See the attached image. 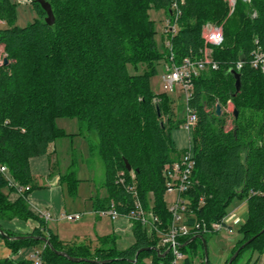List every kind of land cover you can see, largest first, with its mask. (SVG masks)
<instances>
[{"label":"trees","instance_id":"trees-1","mask_svg":"<svg viewBox=\"0 0 264 264\" xmlns=\"http://www.w3.org/2000/svg\"><path fill=\"white\" fill-rule=\"evenodd\" d=\"M52 9L54 24L44 23L46 16L34 3L38 18L30 25H15V6L0 0V45L8 64L0 66V165L7 168L10 181L29 186L18 195L0 175V231L10 238L0 239L12 254L24 247H40L44 264H167L164 249L154 233L140 224H131L133 244L119 249L112 236L99 239V246L67 244L47 227L46 221L30 211L27 196L39 189L29 169V160L47 155L57 140L72 137L56 125L59 118H75L79 136L89 142L90 155L104 169L105 196L92 198L94 211L113 206L126 213L131 204L128 186H134L143 206L158 216L163 230L171 216L167 211L163 168L178 160L189 144L195 166L190 176L187 224L188 237L180 239L182 253L197 254L196 241H202L212 223H223L226 209L234 200L247 206L240 238L230 257L245 244L231 264H255L264 253V76L251 66L252 52L264 50V0L235 2L229 16L224 0H45ZM179 15L176 31L164 30V51L157 48L151 10H163L167 21ZM254 13V15H253ZM223 26V43L212 47L217 70H207L192 79L187 102L196 123L187 133V145L179 148L171 131L184 119L177 118L174 101L166 93L150 89L149 78L156 74L159 61L180 64L185 58L199 59L204 48L205 24ZM169 42V46L166 45ZM242 62L236 71L237 63ZM143 66L142 74L130 75ZM234 70L240 75V90L235 96ZM231 103V128L225 112ZM183 110L185 108L184 103ZM219 105L221 114L215 113ZM158 109V112H157ZM95 137L96 142L93 141ZM127 161L131 171H127ZM73 158L59 184L70 197L77 195ZM133 172L134 180L130 178ZM120 177L124 183L120 184ZM15 193L14 201L9 199ZM33 221L36 228L28 234L4 229L2 222ZM37 237L46 238L52 248ZM194 239V240H192ZM192 240V241H191ZM150 248L149 251L144 249ZM55 251L85 261L74 263ZM246 255L245 261L242 262ZM204 259L203 254L199 255ZM12 261L0 260V264ZM30 264V262H19ZM184 264H191L189 259Z\"/></svg>","mask_w":264,"mask_h":264},{"label":"rangeland","instance_id":"rangeland-1","mask_svg":"<svg viewBox=\"0 0 264 264\" xmlns=\"http://www.w3.org/2000/svg\"><path fill=\"white\" fill-rule=\"evenodd\" d=\"M32 0H9L11 4L15 6V25L19 28L27 27L32 24L37 18V11L34 5L31 3ZM228 7V15L230 16L234 7H231L232 0H224ZM236 2V0H233ZM242 3V0H237ZM244 3V2H243ZM235 6V4H234ZM150 19L154 22L155 27V42L157 48L162 52L166 49L163 47V39H165L164 30L166 25L164 22L168 20L166 18V13L163 10H151L149 12ZM254 15V13H253ZM167 22V21H166ZM166 24V23H165ZM5 24L0 25V29L5 28ZM222 28L224 23L217 25ZM8 62V61H7ZM166 65L164 61H159L155 64L156 74L149 78L150 89L156 93H162L160 86V76L165 70ZM144 70L143 66H138L136 70L131 65L127 66V71L130 75L142 74ZM170 98L174 101L173 108L177 113V118L182 120L185 118V112L183 110L184 96L179 87H176L173 94H169ZM233 105L228 104L225 112L228 114L227 127L231 128V113H233ZM58 128L62 129L66 134L73 135L70 138L59 139L55 143V158L57 163H55L53 169L55 170L53 177L57 175H63L70 161L74 158L76 160V178L80 180L77 195L73 198L67 194L65 187L63 188L62 194L64 196L65 212L71 214L73 212L80 213L82 217L81 221L78 223H72L68 220L59 222H48V228L52 232L56 233L59 231L60 238L67 241H77L79 236L87 237L92 239L90 247L96 248L100 244L94 238L97 236L102 237L106 235H112L114 232V227L111 221L107 218L98 220L93 212L90 197L98 196L102 198L105 196V190L103 189L104 182V169L101 161L96 156L90 155L89 142L83 137L79 136V123L75 118H59L56 121ZM171 137L175 144L179 148H184L187 145V132L182 129H174L171 131ZM93 141L96 142L95 137ZM54 162V161H52ZM36 183L38 186H47L46 179L42 176L36 178ZM174 199V195H166V200L169 201ZM39 211H46V208L42 205L38 206ZM47 212V211H46ZM124 214V213H122ZM247 217V206L244 201L234 200L226 209V223L232 225V233L227 234L225 231L218 233H207L204 235L205 246L207 251V262L208 264H224L225 260L230 257L232 248L235 246L236 241L240 238L238 230L245 223ZM95 218V219H94ZM97 219V220H96ZM234 219H238L237 225L233 226ZM87 222V230H78L80 225ZM82 233L79 235V233ZM129 240L131 239V234L128 231ZM197 254L192 255L191 249L187 248L189 252L184 260L189 259L191 264H205V258H201L199 255L203 254L202 245L197 240L196 241ZM39 247V246H38ZM246 255L244 259L245 261Z\"/></svg>","mask_w":264,"mask_h":264},{"label":"built area","instance_id":"built-area-1","mask_svg":"<svg viewBox=\"0 0 264 264\" xmlns=\"http://www.w3.org/2000/svg\"><path fill=\"white\" fill-rule=\"evenodd\" d=\"M244 3H249L250 0H242ZM235 1H231V7H234ZM172 9L174 13V21L166 22V30L174 33L176 31V20L179 15L177 6L173 4ZM3 24L0 21V25ZM202 38L204 41V48L201 51L199 59L185 58L180 64L176 65L173 62V58L170 57L169 65H166L165 70L160 76L161 91L166 94H173L176 87L181 89L184 96V112L185 118L180 129L189 133L196 123V115L190 112L187 107V102L192 90V79L199 76L202 72L207 70H217L218 66L212 59V47H220L223 43V31L222 28L210 23H207L202 28ZM166 45L169 46V42L166 41ZM4 59H7L4 46L0 45V66L3 65ZM251 66L256 70H260L264 76V50L258 47L252 52ZM242 62L237 63L236 71L240 70ZM230 128L226 127V130ZM195 161L191 146L188 144L184 149L181 157L170 163L166 164L163 168V176L165 178L166 194L174 195V199L169 201L167 205V211L171 216V222L165 230L161 227L160 219L150 209L143 206L134 186H128L127 191L131 194L132 200L129 210L122 214L118 212L113 206L108 209H99L94 211V214L99 218H108L111 221L118 219L126 220L131 224H140L144 227L149 234L154 233L159 238V246L164 249L163 255H169L170 260L167 264H184L185 255L181 251L183 246L180 239L188 237L191 233L192 227L187 224L186 215L188 214L189 201L184 197V194L188 191L190 184V176L194 169ZM0 175L9 181V186L14 188L18 195H22L30 191L29 186H19L13 184L7 173V168L0 165ZM130 178L134 180V174L131 172ZM119 183H124V178L120 177ZM39 216L48 221L50 214L46 211H39ZM63 219L68 221H78L80 214H63ZM238 219H234L233 226L237 225ZM203 232H221L225 231L227 234H231L233 229L232 225L226 223V219H223V223H212L209 229L205 227ZM30 264H44L41 259V249L34 252L29 259ZM19 264V263H9ZM150 264V263H149ZM162 264V263H161Z\"/></svg>","mask_w":264,"mask_h":264},{"label":"crops","instance_id":"crops-1","mask_svg":"<svg viewBox=\"0 0 264 264\" xmlns=\"http://www.w3.org/2000/svg\"><path fill=\"white\" fill-rule=\"evenodd\" d=\"M166 21L164 22V25ZM49 153L52 156L51 159L47 155H45V156L34 157L29 160V169L32 176L35 178V181L38 176H42L43 178L46 179L47 186L49 187L45 188L44 185H41L39 189L32 190L27 196V201L31 212H33L36 215H39L38 206L42 205L46 208V211L50 214L51 216L50 219L46 221L47 227L49 221L50 222H59L61 220L66 221V219H63L61 216L65 213L68 214L67 212H65L64 196L62 194L63 188L59 184V175L55 177L52 176L55 173L53 167L55 163H57L56 162L57 159L55 158V144L51 145V147L49 148ZM50 173L52 175H49ZM94 197H90L91 205H92V198ZM16 198L17 195L15 193H10L9 199L11 201H14ZM71 214H80V213L73 212ZM82 217H80L78 221H70V222L78 223L81 221ZM96 218L98 220L103 219L97 216ZM111 223L114 227V232L112 235H106V236H112L115 238L116 240L115 244L117 248L123 250L128 248L130 245H132L133 234H132L131 225L124 219L111 221ZM1 224L4 229L19 234H28L32 232L37 226L36 223L33 221L21 222L18 220L5 221L2 222ZM87 228H88V223L85 222L80 225V228L78 230L82 232V230H87ZM49 230L52 232L51 229ZM128 231L131 234L130 240L128 238L129 237ZM81 232L79 233V235L82 234ZM52 233L55 234L60 241L67 244L76 243V244H85L90 246L92 240L87 237L79 236L77 241H69V240L65 241L60 238L59 231H56V233L54 232ZM106 236H102V237L97 236L94 239H96L99 243V239ZM38 250H40V247H36V248L24 247L17 254H12L11 251L6 247L5 242L0 239V260H9L15 263L27 262L31 258L32 254ZM255 264H264V253H262L257 257Z\"/></svg>","mask_w":264,"mask_h":264},{"label":"water","instance_id":"water-1","mask_svg":"<svg viewBox=\"0 0 264 264\" xmlns=\"http://www.w3.org/2000/svg\"><path fill=\"white\" fill-rule=\"evenodd\" d=\"M34 3L38 4L41 9L45 12L46 16L44 18V23L48 26H52L54 24V16H53V12H52V9H51V6L50 4L45 1V0H33ZM8 62L6 59H4L3 61V65H7ZM231 74L234 76V79H235V94H233V96L236 95V93H238V91L240 90V75L239 73H237L236 71L232 70L231 71ZM157 112H158V109H157ZM215 113L217 116H219L221 114V109H220V106L217 105L216 108H215ZM233 116L234 118L237 117V111L234 109L233 110ZM125 163V168L127 171H131V167L130 165L128 164L127 161H124ZM0 236L4 239H11V240H22L26 237H15V238H10L8 237L6 234H4L2 231H0ZM37 240L41 241L45 246H48L51 250H54L52 248V246L50 245L49 241L46 239V238H42V237H37L36 238ZM198 239H200L202 241V244H203V252H204V258H205V264H208L207 260V251H206V246H205V240L201 237H198ZM194 240V239H192ZM191 240V241H192ZM249 243V242H247ZM245 243V244H247ZM244 244V245H245ZM243 245V246H244ZM241 246L234 254L233 256L229 259L228 263L227 264H231L233 262V260L238 256V253L240 251V249L243 247ZM145 251H149L150 248H147V249H144ZM55 253L58 255V256H61V257H66L69 261L71 262H74V263H81L83 261H85L84 259H81V258H72V257H69L66 253L64 252H58V251H55ZM165 255H162V257H164Z\"/></svg>","mask_w":264,"mask_h":264}]
</instances>
